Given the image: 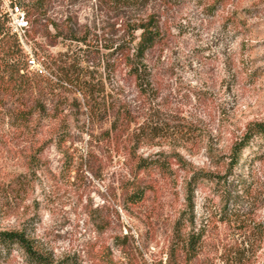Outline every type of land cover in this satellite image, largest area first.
Returning a JSON list of instances; mask_svg holds the SVG:
<instances>
[{
	"label": "rangeland",
	"instance_id": "rangeland-1",
	"mask_svg": "<svg viewBox=\"0 0 264 264\" xmlns=\"http://www.w3.org/2000/svg\"><path fill=\"white\" fill-rule=\"evenodd\" d=\"M24 5L21 73L41 83L0 88V232L53 264H264V135L230 165L264 123V0ZM150 18L139 86L127 60ZM0 264L31 263L0 245Z\"/></svg>",
	"mask_w": 264,
	"mask_h": 264
},
{
	"label": "trees",
	"instance_id": "trees-1",
	"mask_svg": "<svg viewBox=\"0 0 264 264\" xmlns=\"http://www.w3.org/2000/svg\"><path fill=\"white\" fill-rule=\"evenodd\" d=\"M124 0H103L105 6L111 8L115 3H121ZM26 5V4H25ZM23 3V6H25ZM133 32H140V35L133 46L132 57L128 58L130 73L133 75L139 86L144 82L143 73L145 72V55L153 49L160 39V30L154 20L150 18L146 22L141 21L133 26ZM26 56L22 51L18 39L10 32L7 21L0 20V88L4 87L5 91L10 90L14 83L15 87L24 89L25 87H38L40 80L36 77L30 78L21 72L26 69ZM13 87V88H15ZM264 135V123H256L250 126L245 134L244 139L236 144L232 149L230 165L238 164L242 151L249 145L256 136ZM157 167L163 171L167 169L164 160H151L140 158L136 162V171H146L150 168ZM196 181L193 177L192 182ZM191 182L189 183L190 189ZM134 186V185H133ZM144 190L134 188L129 194L131 202L141 201ZM190 203V198L188 199ZM177 222V227L180 226ZM184 224V223H182ZM188 248L192 251L197 245L199 239L188 233ZM0 245L10 246L18 245L24 252L25 258L31 264H53L48 257L43 255L39 250L35 249L31 240L20 232H0Z\"/></svg>",
	"mask_w": 264,
	"mask_h": 264
},
{
	"label": "built area",
	"instance_id": "built-area-1",
	"mask_svg": "<svg viewBox=\"0 0 264 264\" xmlns=\"http://www.w3.org/2000/svg\"><path fill=\"white\" fill-rule=\"evenodd\" d=\"M24 0H0V11L7 21L10 32L25 46V39L29 29V21L23 9ZM28 60L29 67L35 69L36 73L44 75V69L36 63L33 56Z\"/></svg>",
	"mask_w": 264,
	"mask_h": 264
}]
</instances>
